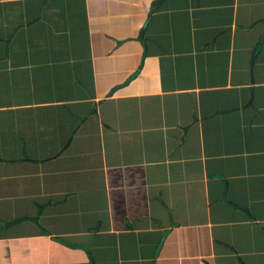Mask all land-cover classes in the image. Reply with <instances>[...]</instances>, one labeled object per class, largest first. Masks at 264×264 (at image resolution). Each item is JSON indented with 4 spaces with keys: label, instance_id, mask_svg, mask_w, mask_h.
I'll use <instances>...</instances> for the list:
<instances>
[{
    "label": "crops",
    "instance_id": "crops-1",
    "mask_svg": "<svg viewBox=\"0 0 264 264\" xmlns=\"http://www.w3.org/2000/svg\"><path fill=\"white\" fill-rule=\"evenodd\" d=\"M0 264H264V0H0Z\"/></svg>",
    "mask_w": 264,
    "mask_h": 264
},
{
    "label": "water",
    "instance_id": "water-1",
    "mask_svg": "<svg viewBox=\"0 0 264 264\" xmlns=\"http://www.w3.org/2000/svg\"><path fill=\"white\" fill-rule=\"evenodd\" d=\"M137 73H138V72H134V73L131 75V77L129 78V80H130L131 78H133L135 75H137ZM127 81H128V80H127ZM25 221H26V222L33 223L35 226H37V227L39 228L40 232H41L44 236H49V234H48L44 229H42V228L39 226V224H38V220H37V219L25 220ZM166 236H167V234L165 233V234H164V237H163V240H162V242H161L160 245L163 244L164 239H165Z\"/></svg>",
    "mask_w": 264,
    "mask_h": 264
}]
</instances>
